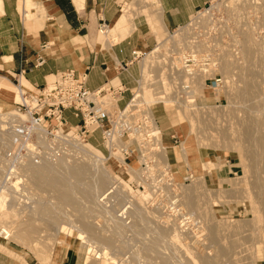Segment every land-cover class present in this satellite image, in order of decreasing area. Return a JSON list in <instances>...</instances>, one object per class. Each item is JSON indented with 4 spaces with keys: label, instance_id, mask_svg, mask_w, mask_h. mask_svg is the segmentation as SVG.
<instances>
[{
    "label": "rangeland",
    "instance_id": "obj_1",
    "mask_svg": "<svg viewBox=\"0 0 264 264\" xmlns=\"http://www.w3.org/2000/svg\"><path fill=\"white\" fill-rule=\"evenodd\" d=\"M18 1L20 13L26 10V19L35 21L32 10L39 12L37 4L24 6V0ZM152 12L154 24L148 17ZM122 14H128L129 27L145 16L157 43L137 49L141 54L132 64L119 63L120 79L108 81L107 86L128 82L122 109L133 98L131 104L141 105L148 115L165 111L163 122L174 134V142L167 147L158 115L166 157L154 142L143 151L127 132L123 142L132 143L134 154L125 162L120 148L113 149L122 145L120 141L112 138L115 143L108 140L106 144L98 129L87 142H77L68 133L69 126H64L50 161L24 165L22 176L6 179L2 154L9 138L0 132V230L6 228L9 236L0 237V255L7 264H58L66 251L75 253L78 264L87 260L90 264H264V158L259 139L264 136V0H213L195 10L186 23L172 28L162 23L158 0H134L124 5ZM124 22L125 17L118 27ZM105 31L101 36L110 35L107 26ZM122 38L104 42L114 44ZM189 69L195 74H189ZM215 76L222 79L219 87L206 81ZM19 85L30 92L41 86L11 81L0 73V86L7 87L6 96L0 97V114L13 112L14 101L20 98ZM106 99L114 101L109 94ZM155 128L156 135L159 129ZM184 141L189 143L188 156L182 149ZM111 155L122 159L120 165L110 160ZM100 157L105 158L102 167L119 183L108 180L106 186L98 185ZM42 166L63 179L69 177L64 182L73 189L70 203L60 199L61 186L48 188L34 181L35 170ZM74 166L91 168L87 178L73 177ZM171 203L202 221L201 247L193 246L168 220L165 207ZM30 207L37 213H30ZM122 211L129 223L119 218ZM106 237L114 238V245L103 244ZM89 244L97 252L90 253ZM20 257L24 262L17 260Z\"/></svg>",
    "mask_w": 264,
    "mask_h": 264
},
{
    "label": "crops",
    "instance_id": "obj_2",
    "mask_svg": "<svg viewBox=\"0 0 264 264\" xmlns=\"http://www.w3.org/2000/svg\"><path fill=\"white\" fill-rule=\"evenodd\" d=\"M132 1L134 0H24V6L26 2L31 5L35 2L40 9L39 12L32 10L36 14V20L29 22L26 10L23 15L20 13L18 0H0L2 78L22 80L35 86L43 84L56 72L73 68L87 74V86L91 90H98L108 81L120 79L119 63L124 66L132 64L135 50L150 49L157 43L156 35L145 16L136 18L134 26L129 27L128 14L120 15L124 5ZM158 1L162 9V23L172 28L186 23L195 10L213 0ZM154 15V12L148 14L151 24L156 21ZM122 17H125V22L118 27ZM103 24L110 33L106 37L97 31ZM129 32L131 33L124 37ZM112 37L124 38L114 44L104 42ZM102 43L106 44V48ZM123 81L126 80L123 78ZM122 84L127 86L128 82ZM1 87L0 97L6 96L7 88ZM125 97L126 95L124 99ZM154 115V118L159 115L160 119L157 121L167 143L160 139L161 144L168 147V144L174 142V134L163 122L166 112L154 111ZM174 126L176 128V122ZM166 149L165 147V152ZM175 156L178 160L176 147ZM17 260L24 262L22 257ZM0 264H7V259L1 255ZM58 264H78L75 253L63 252Z\"/></svg>",
    "mask_w": 264,
    "mask_h": 264
},
{
    "label": "built area",
    "instance_id": "obj_3",
    "mask_svg": "<svg viewBox=\"0 0 264 264\" xmlns=\"http://www.w3.org/2000/svg\"><path fill=\"white\" fill-rule=\"evenodd\" d=\"M133 54L136 59L141 52L135 50ZM206 81L213 87H219L222 79L215 76ZM107 85L108 83L98 90H91L87 86V74L73 68L57 73L53 81L35 87L33 92L24 90L19 85L20 98L14 101L13 112L0 114V132L6 133L9 138L2 154L5 166L3 175L6 179L22 176L24 165H41L50 161L55 154L57 134L63 132L61 129L64 126H69L68 133L77 142H87L99 129L105 143L115 135H120L123 140L127 132H131L130 136L140 142L143 151L152 148L153 140L161 135L160 128L159 133L154 136V127L142 110L125 112L133 98L122 109L120 102L124 100V93L127 91L125 85ZM108 94L114 101L106 99ZM115 103L122 111L116 109ZM111 108L115 109L113 113ZM72 119L76 122H70ZM156 127H159L157 121ZM126 145L129 151L125 152V160L134 154L130 148L132 143ZM146 155L147 153L143 154L145 158ZM165 210L169 215L168 220L177 225L180 234L189 238L193 246L201 247L205 236L202 221L175 203L166 206ZM119 218L129 223L124 211L119 213ZM0 237L7 239L9 236L1 229Z\"/></svg>",
    "mask_w": 264,
    "mask_h": 264
},
{
    "label": "bare ground",
    "instance_id": "obj_4",
    "mask_svg": "<svg viewBox=\"0 0 264 264\" xmlns=\"http://www.w3.org/2000/svg\"><path fill=\"white\" fill-rule=\"evenodd\" d=\"M123 18V17H122ZM122 20V19H121ZM120 22V21H119ZM119 24V23H118ZM117 26H119V25H117ZM105 28H106V25H102V27H101V30H100V32H102V33H106V31H105ZM257 47V46H256ZM255 47V48H256ZM254 48V47H253ZM252 48V49H253ZM254 48V49H255ZM248 51V50H247ZM250 51V50H249ZM252 54H254V52H253V50H252V52H251ZM256 53V52H255ZM263 54V53H262ZM258 55V54H257ZM264 55V54H263ZM254 56H255V54H254ZM228 57V56H227ZM251 57V56H250ZM252 60V59H251ZM250 60V61H251ZM262 60H263V58H262ZM249 61V62H250ZM226 62V61H225ZM234 63V62H233ZM239 63V62H238ZM256 63V62H255ZM254 64V63H253ZM235 65V64H234ZM256 65V64H255ZM250 66V65H249ZM224 67V66H223ZM234 68V67H233ZM225 69V68H224ZM207 70H208V68H207ZM188 71H191V69H189V70H187V72ZM203 71V73H204V71H206V69L204 68V69H202L201 70V72ZM212 71V70H211ZM200 72V71H199ZM189 73V72H188ZM189 74H195V72L193 71H191V73H189ZM202 74V73H201ZM205 74V73H204ZM206 74H208V73H206ZM252 74V73H251ZM204 76V75H203ZM200 78H202L203 79V77H200ZM247 78H248V76H247ZM201 79V80H202ZM4 80V79H3ZM2 80V81H3ZM2 81H1V83H2ZM203 81V80H202ZM229 81V80H228ZM3 84V83H2ZM189 85V84H188ZM187 85V86H188ZM187 86L186 87H184V88H186L187 89ZM203 86V85H202ZM188 87H191V85L190 86H188ZM0 88H2L1 86H0ZM7 88V87H6ZM19 88V87H18ZM190 89V88H189ZM190 91V90H189ZM192 91V90H191ZM195 92V91H194ZM193 92V93H194ZM188 93V92H187ZM195 95L193 94V97H194ZM234 96V95H233ZM19 97H20V93H19ZM235 97V96H234ZM230 99V98H229ZM159 100V99H158ZM157 100V101H158ZM228 101V100H227ZM226 101V102H227ZM131 102H132V100L129 102V104H128V106L126 107V109H125V112L126 111H128V110H142L143 112H144V115L146 116V118L148 119V121L150 122V124H152V126L154 127V131L156 130V128H155V125H156V120H155V118H154V115H148L146 112H145V110L142 108V106L141 105H139V104H134V103H132L131 104ZM158 103V102H157ZM115 107H116V109H119L118 108V106H117V104L115 103ZM212 107V106H211ZM232 107V106H231ZM235 109V108H234ZM242 109V108H241ZM120 111H122V109H119ZM205 110H206V108H205ZM193 111V110H192ZM209 111V110H208ZM229 111V110H228ZM227 111V112H228ZM232 111V110H231ZM237 113V112H236ZM232 115V114H231ZM238 115V114H237ZM204 116V115H203ZM203 116H202V120H203ZM207 116V115H206ZM227 117V116H226ZM231 117V116H230ZM232 117H233V115H232ZM152 119H154V123H155V125L153 124V122H152ZM206 120V119H205ZM208 120V119H207ZM209 121V120H208ZM207 121V122H208ZM206 122V121H205ZM201 124V123H200ZM204 125V124H203ZM247 130V129H246ZM154 136H156L155 135V132L154 133H152ZM6 136H8L7 134H6ZM113 139H115V140H118V141H120L121 143H122V145L120 146V147H118V146H115V147H113V149L114 148H120V152L122 153V155H123V158H124V161H125V152L126 151H129L128 150V145H126V144H124V142H123V140L121 139V137H120V135H115V136H113L112 137ZM112 138H110L109 139V142H110V144H114L115 142L114 141H112L113 139ZM112 139V140H111ZM260 145H261V153H262V156H263V158H264V136L262 135H260ZM154 143H153V146L155 147V149L157 150V151H159L164 157H166V152H165V147L164 146H162V144H161V140H160V137H157V138H155L154 139V141H153ZM108 142H106V144H107ZM125 145V146H124ZM189 143L187 142V141H184V143H183V152H184V156L185 155H189V152H190V149H189ZM108 147V146H107ZM108 149H110L109 147H108ZM113 149H110V150H113ZM81 151H83V150H81ZM160 155V154H159ZM110 158H114L115 159V161H117V163H119L120 164V161H122V159H120V161L118 160L119 159V157L118 158H115L114 156H112L111 155V157ZM104 159L105 158H103V157H100L99 159H98V167L100 168L99 170H98V174H100V178H98L97 179V181H98V185H100L101 187H103V186H106V183L108 182V180L111 182V184H114V183H119L118 182V180H116L115 179V177H113L112 175H110L109 174V171L105 168V167H102L104 164H103V161H104ZM126 162V161H125ZM166 163H167V161H166ZM46 165H48V164H46ZM49 166H51V165H49ZM101 166V167H100ZM167 168H168V163H167ZM42 167H45V166H42ZM89 167H90V165H89ZM89 167L87 168V167H84V166H82V167H79V166H74L73 167V177H76V179H77V177H80V178H83V177H86L87 175H88V173H87V171H89L90 172V170H91V168L89 169ZM95 167V166H94ZM38 168V167H37ZM166 168V169H167ZM33 169V168H32ZM35 169V168H34ZM55 169V168H54ZM72 170V169H71ZM93 170V169H92ZM34 171V170H33ZM54 172H56V170L54 171ZM28 173V172H27ZM34 173V172H33ZM70 176H71V174L69 173V172H67ZM71 173H72V171H71ZM51 174H52V177H51ZM68 175V176H69ZM34 181H36V183L37 184H44V183H46L47 185H45V186H47L48 187V185L49 186H51V185H53V186H61L62 187V189L60 188V190H58V192H59V195H60V199H62L63 201H65V202H69V200L71 199L72 200V198H71V196H72V194L70 193L72 190H70L71 189V187H70V185L71 184H69V183H65L64 182V180H67L66 178H69V177H67L66 176V178L65 179H63L65 176H63V177H60V175L59 174H56V173H53V169H50V167H45V168H38V169H36L35 170V173H34ZM99 176V175H98ZM79 178V179H80ZM87 178V177H86ZM89 178V177H88ZM75 179V178H74ZM75 179V180H76ZM80 180H82V179H80ZM86 180V179H85ZM68 181V180H67ZM73 182V181H72ZM71 183V182H70ZM74 183V182H73ZM77 183V182H76ZM81 183H82V181H81ZM84 183V182H83ZM83 183H82V185H83ZM86 183H87V181H86ZM77 184H79V183H77ZM85 184V183H84ZM86 185V184H85ZM77 186V185H76ZM88 186H89V184H88ZM91 186V185H90ZM97 186V185H96ZM56 187V188H57ZM77 187H79V186H77ZM41 188V187H40ZM49 188V187H48ZM84 188V187H83ZM94 189V188H93ZM34 190V189H33ZM36 190H37V188H36ZM75 190V189H74ZM86 190V189H85ZM87 190L88 191H90L89 190V188H87ZM113 191V190H112ZM259 191V190H258ZM87 192V191H86ZM88 193V192H87ZM58 195V194H57ZM89 195V194H88ZM92 195V194H91ZM264 196V195H263ZM42 197V196H41ZM40 198V197H39ZM76 198V197H75ZM81 198V197H80ZM79 198V200L81 201V199ZM83 198V197H82ZM90 198V197H89ZM88 198V199H89ZM35 200V199H34ZM42 200V199H41ZM57 201H59V200H57ZM75 202V201H74ZM79 202V201H78ZM125 202V201H124ZM61 203V202H60ZM70 203V202H69ZM38 204H40V202L38 203ZM43 204V203H42ZM264 204V203H263ZM55 205V204H54ZM44 208H47L46 206H47V204L45 205L44 204ZM96 206V205H95ZM31 207H33V206H31ZM30 207V210H29V212L30 213H33L34 211H33V208H31ZM27 208H29V207H27ZM42 208V207H41ZM49 208V207H48ZM89 208V207H88ZM93 208V207H92ZM28 210V209H27ZM52 211H53V209H52ZM101 211V210H100ZM131 212V211H130ZM35 213V212H34ZM37 213V212H36ZM35 213V214H36ZM46 213H48V212H46ZM63 213V212H62ZM94 213V212H93ZM99 213H101V212H99ZM55 214V213H54ZM57 214V213H56ZM55 214V215H56ZM88 214V213H87ZM97 214V213H96ZM30 215V214H29ZM39 215V214H38ZM42 215V214H41ZM45 215V214H44ZM90 215V214H89ZM26 216V215H25ZM28 216V215H27ZM35 216V215H34ZM46 216V215H45ZM20 218V217H19ZM27 218V217H26ZM46 218V217H45ZM86 218V217H85ZM70 219V218H69ZM17 220H19V219H17ZM24 219H22V221H23ZM25 221V220H24ZM56 221V220H55ZM31 223V222H30ZM80 224V223H79ZM141 225H139V227H140ZM86 227V226H85ZM61 230V232H62V227L60 228ZM139 229V228H138ZM4 230H6V228L4 229ZM58 230V229H57ZM100 230V229H99ZM147 230V229H146ZM85 231V230H84ZM90 231V230H89ZM141 231V230H140ZM83 232V231H82ZM91 232V231H90ZM260 232V231H259ZM87 233H89V232H87ZM128 233V232H127ZM91 234V233H90ZM93 234V233H92ZM141 234V233H140ZM258 234V233H257ZM145 235H146V233H145ZM98 237V236H97ZM235 237V236H234ZM87 239H90V240H92L93 241V239H95V238H91V237H86ZM239 238V237H238ZM101 239V238H100ZM100 239H99V241H100ZM143 239V238H142ZM237 239V238H236ZM102 243L103 244H105V245H109V244H113V242H114V238H112V237H106V238H102ZM145 241V240H144ZM150 241V240H149ZM95 242V241H94ZM151 242V241H150ZM99 243V242H98ZM101 244V243H100ZM151 245H152V243H150ZM161 244V243H160ZM163 244V243H162ZM90 245V247H89V249H87V250H89V252L90 253H92V252H97L96 250L97 249H95V247H93L91 244H89ZM114 245V244H113ZM251 247H252V245H251ZM88 248V247H87ZM246 249V248H245ZM145 250V249H144ZM220 251V250H219ZM222 251V250H221ZM248 251V250H247ZM143 253V252H142ZM152 253V252H151ZM242 253V252H241ZM148 256V255H147ZM150 257V256H149ZM154 257V256H153ZM157 259V258H156ZM158 260H160V259H158ZM238 261V260H237ZM246 262V261H245ZM154 263V262H153ZM234 263V262H233ZM86 264H90V262H89V260H87V262H86ZM239 264V263H238Z\"/></svg>",
    "mask_w": 264,
    "mask_h": 264
}]
</instances>
